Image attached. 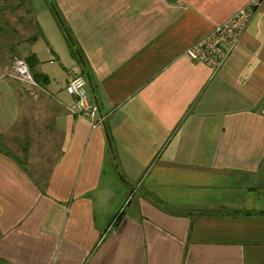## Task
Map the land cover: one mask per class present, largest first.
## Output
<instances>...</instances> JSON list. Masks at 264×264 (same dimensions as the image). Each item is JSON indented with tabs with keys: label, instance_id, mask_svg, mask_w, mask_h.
<instances>
[{
	"label": "crops",
	"instance_id": "crops-1",
	"mask_svg": "<svg viewBox=\"0 0 264 264\" xmlns=\"http://www.w3.org/2000/svg\"><path fill=\"white\" fill-rule=\"evenodd\" d=\"M250 1L47 0L49 30L13 28L46 81L0 60V264H264V0L217 72L186 54Z\"/></svg>",
	"mask_w": 264,
	"mask_h": 264
},
{
	"label": "built area",
	"instance_id": "built-area-1",
	"mask_svg": "<svg viewBox=\"0 0 264 264\" xmlns=\"http://www.w3.org/2000/svg\"><path fill=\"white\" fill-rule=\"evenodd\" d=\"M261 0H251L245 7L228 18L224 23L194 43L187 51V56L194 62L203 64L217 72L225 63L235 46L239 43L241 34L255 13ZM6 76L22 85L38 88L28 64L15 58L11 70ZM66 93L73 99L67 106V112L75 118L86 122L92 130L103 126L107 115L101 113L96 103L90 102L86 90V81L81 75H73L69 78ZM264 117V103L259 110Z\"/></svg>",
	"mask_w": 264,
	"mask_h": 264
},
{
	"label": "trees",
	"instance_id": "trees-1",
	"mask_svg": "<svg viewBox=\"0 0 264 264\" xmlns=\"http://www.w3.org/2000/svg\"><path fill=\"white\" fill-rule=\"evenodd\" d=\"M27 3V0H0V20L9 22L8 16H10V18L16 20V27L20 28L19 32H22V29L24 32V36H19V33H17V31L15 33L12 28L11 32L7 33L4 31L2 33L3 36H6L7 34L8 41L7 45H5V48L8 49L10 54H14L15 47L13 44L14 37L12 33H15V39H20V42L22 43H30L41 36V32L39 31L40 29L37 28V22H35L31 16L32 9L25 7ZM26 62L30 68V71L33 73L35 82L39 86L45 85L44 82L46 81V78L41 75H37L34 73V71H32L37 63V60L34 57H29L26 59Z\"/></svg>",
	"mask_w": 264,
	"mask_h": 264
},
{
	"label": "rangeland",
	"instance_id": "rangeland-1",
	"mask_svg": "<svg viewBox=\"0 0 264 264\" xmlns=\"http://www.w3.org/2000/svg\"><path fill=\"white\" fill-rule=\"evenodd\" d=\"M27 1H28V3L26 4L25 7H29V8L32 9V15L31 16L34 19V21H39L41 18H45L48 23L43 22V24L49 30L50 29L49 20H51V15H50L51 8H50L49 3L47 5V0H27ZM39 13H42V14L39 15ZM45 14L50 15L49 20H48V17L45 16ZM6 15H9V14H6ZM8 19H9V22L8 21L0 20V60L6 59L7 61H9V68H8V70H11V67H12V65L14 63L15 58L24 60L25 62H26V59L21 54H19L18 57L17 56L16 57H13V54L12 55L9 54L8 53V49L5 48L6 47L5 45H7L8 38H7V34H6V36H3L2 33L4 31H6L7 33H9V32H11L12 28L16 27V20L13 19V18H10V16H8ZM50 23H51V21H50ZM37 28L40 29L39 31L41 33H42V30H44L43 29V25L40 22H37ZM55 29H56L57 35L60 37V41L63 42L62 41V36H60V34H59L60 32H59L58 28L56 27ZM19 34H20V36H24L23 29H22V32H19ZM12 57H13V59H12ZM45 59H46V57H45ZM46 64L48 65V61H46ZM56 65L58 67L64 66L62 60L58 61L56 63ZM31 74L33 76V73L32 72H31ZM21 86L23 88V91L26 92V93H28V94L29 93H32V92L33 93L41 92L39 90V88H33V87H30V86H25V85H21ZM86 90H87V86H86ZM87 92H88V90H87ZM18 141H20L19 136H18V138L16 140L15 139L14 140H11V139L6 138V139H4L1 142H2V145L4 146V148H7L8 147V148H11L12 151H14V149L17 148L15 145H19L18 144ZM1 142H0V144H1ZM10 145L12 147H14V148H12Z\"/></svg>",
	"mask_w": 264,
	"mask_h": 264
}]
</instances>
